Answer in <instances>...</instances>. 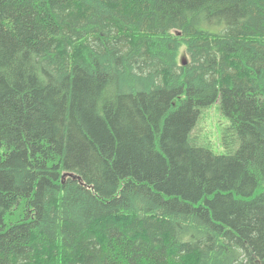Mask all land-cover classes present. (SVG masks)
I'll list each match as a JSON object with an SVG mask.
<instances>
[{"label": "trees", "instance_id": "obj_1", "mask_svg": "<svg viewBox=\"0 0 264 264\" xmlns=\"http://www.w3.org/2000/svg\"><path fill=\"white\" fill-rule=\"evenodd\" d=\"M0 264H264V0H0Z\"/></svg>", "mask_w": 264, "mask_h": 264}, {"label": "rangeland", "instance_id": "obj_2", "mask_svg": "<svg viewBox=\"0 0 264 264\" xmlns=\"http://www.w3.org/2000/svg\"><path fill=\"white\" fill-rule=\"evenodd\" d=\"M219 101L208 106L202 113L197 125L198 130L201 131V140L203 145H209L215 153H222L223 149L220 145V130L221 126L226 123V118L222 116L219 110Z\"/></svg>", "mask_w": 264, "mask_h": 264}, {"label": "water", "instance_id": "obj_3", "mask_svg": "<svg viewBox=\"0 0 264 264\" xmlns=\"http://www.w3.org/2000/svg\"><path fill=\"white\" fill-rule=\"evenodd\" d=\"M178 35H180L181 33L179 32V33H177Z\"/></svg>", "mask_w": 264, "mask_h": 264}]
</instances>
